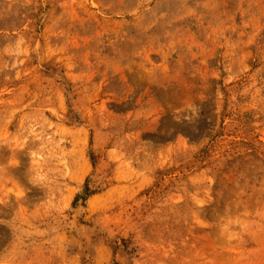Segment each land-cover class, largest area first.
<instances>
[{"label": "rangeland", "instance_id": "374dc122", "mask_svg": "<svg viewBox=\"0 0 264 264\" xmlns=\"http://www.w3.org/2000/svg\"><path fill=\"white\" fill-rule=\"evenodd\" d=\"M0 264H264V0H0Z\"/></svg>", "mask_w": 264, "mask_h": 264}, {"label": "bare ground", "instance_id": "6f19581e", "mask_svg": "<svg viewBox=\"0 0 264 264\" xmlns=\"http://www.w3.org/2000/svg\"><path fill=\"white\" fill-rule=\"evenodd\" d=\"M81 204H82V203H81ZM76 207H77V206H76ZM81 210H82V206H79V207L77 208V214H78V213H79V214L82 213ZM78 217H79V216H78ZM74 220H76V219L74 218ZM74 220H73V221H74ZM80 220H81V219H80ZM77 221H78V220H77ZM76 224H78V222H77ZM73 226H74V225H73ZM87 226H88V225H87ZM80 227H81V228H80ZM77 228H78V227H77ZM77 228H76V229H77ZM79 228H80V229H83V231L81 230V232H84V231L86 232V230L88 229V228L86 229V227L83 226V225H80ZM85 229H86V230H85ZM78 230H79V229H78ZM79 231H80V230H79ZM89 232H90V231H89ZM92 234H93V233H92ZM86 240H88V239H86Z\"/></svg>", "mask_w": 264, "mask_h": 264}]
</instances>
